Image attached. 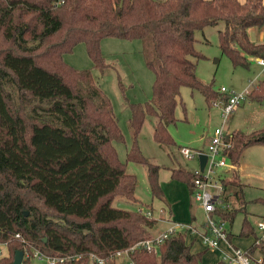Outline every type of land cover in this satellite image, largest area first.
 <instances>
[{
  "label": "trees",
  "instance_id": "1",
  "mask_svg": "<svg viewBox=\"0 0 264 264\" xmlns=\"http://www.w3.org/2000/svg\"><path fill=\"white\" fill-rule=\"evenodd\" d=\"M220 22L225 23L218 32L220 48L234 66L249 68L253 58H264V44L249 34L251 28H264V0H0V243L9 250L0 264H11L17 250L25 252V243L50 256L81 255L65 264H99L92 254L116 264V252L156 236L158 218L142 209L118 208L114 198L135 201L139 180L128 165L136 163L147 169L152 198L165 200L164 166L148 159L139 144L148 116L155 118L154 140L173 146L169 126L177 121L183 87L202 93L210 107L228 99L198 78L191 59L204 58L195 47L196 31ZM107 37L143 40L147 66L155 73L152 98L130 105L133 144L126 162L114 145L125 136L111 100L92 71L78 70L63 58L83 42L104 71L109 65L101 41ZM248 101L264 103V79ZM231 141L226 156L236 167L248 147L264 145V127L234 131ZM168 168L173 180L193 189V171ZM221 182L225 190L234 187L242 203L220 212L233 220L247 203L244 185L235 172ZM242 235L257 240L248 217ZM186 237L170 235L157 251L135 249L133 264H202V253H194ZM255 251L264 263V242H254L250 252ZM22 264L32 260L24 258Z\"/></svg>",
  "mask_w": 264,
  "mask_h": 264
},
{
  "label": "rangeland",
  "instance_id": "2",
  "mask_svg": "<svg viewBox=\"0 0 264 264\" xmlns=\"http://www.w3.org/2000/svg\"><path fill=\"white\" fill-rule=\"evenodd\" d=\"M225 23L220 22L215 26H208L196 31V49L204 55V58L191 59L197 63L198 78L211 83L216 90L226 87L230 91H252L264 79L262 67L252 59L250 67L234 66L230 58L220 48L218 32L224 29ZM260 29V28H258ZM252 32V37L257 42L264 41L263 31ZM144 41L141 39L127 40L107 37L101 41V50L105 62L109 65L104 71L96 68L89 57L85 43H79L70 53L64 54V61L78 70H90L103 92L112 102L114 114L125 136L123 142L114 141L119 158L126 162L127 154L133 144V129L129 119L131 117V104H145L152 98L155 73L147 66ZM179 104L176 109L177 121L169 126V130L176 141L173 146L161 145L154 140L155 118L148 116L143 124L139 135V144L144 155L153 163L160 164L165 168L184 166L190 171L198 168L199 160H187L180 152L179 146L207 150L209 137L215 129L222 125L221 109L214 104L210 107L202 93L189 87H183L179 96ZM220 101V100H218ZM264 127V103L247 102L237 107L230 115L225 125L228 132L241 131L251 133ZM241 162V180L238 166L232 171L223 174L229 179L234 172L239 176L244 187V198L247 202V211L253 216H264V145H254L248 148ZM164 168L161 172L160 184L163 187L165 199L172 205V215L175 221L190 223L191 207L197 210V218L200 219V205L190 193L188 184L181 180H173L170 172ZM128 171L136 174L139 184L136 190L135 201L116 196L114 206L127 209L139 210L145 213L150 211L158 219H163L161 210L152 204V195L149 186L148 172L145 166L129 163ZM221 173L226 169L219 170ZM230 175L227 177L226 174ZM223 178V177H222ZM235 188L225 190V197L233 207H239L240 201L236 195H228ZM157 205V204H156ZM244 212L239 211L234 221L233 229L238 233ZM202 218V217H201ZM168 224L163 222L153 230L155 234L164 232ZM25 258L32 260V264H46V260H39L33 256L37 248H30L25 243ZM197 247L204 248L203 245ZM8 247L0 243V252L6 253ZM9 251V250H8ZM0 253V258L3 256ZM131 253L127 252L116 258V264H131ZM210 260V259H207ZM203 261V264H207Z\"/></svg>",
  "mask_w": 264,
  "mask_h": 264
},
{
  "label": "built area",
  "instance_id": "3",
  "mask_svg": "<svg viewBox=\"0 0 264 264\" xmlns=\"http://www.w3.org/2000/svg\"><path fill=\"white\" fill-rule=\"evenodd\" d=\"M255 60L262 66L264 72V58L256 57ZM220 91L227 94L228 99L226 101H215L213 104L220 107L223 123L221 126L217 127L212 134L207 150L190 148L188 146H182L180 148L181 154L187 160H193L195 158L199 160L198 168L193 171L196 177L194 179L192 194L204 212V220L201 224V230H197L196 233L203 245L209 249H220L222 243H227L230 250L223 251L222 253V259L226 261L227 264H264L262 255L256 256L254 253H251L250 250L235 247L229 242L228 220H225L220 215L221 211H230L233 208L231 202L225 197V189L221 182V178L224 176L219 171L221 169H226L230 172L235 168V165H233L226 156L228 148L232 145V133L226 130L225 125L233 111L237 107L247 103V97L250 93V91L234 92L228 90L226 87H222ZM201 154H206L208 156L207 163L203 170L200 165ZM161 212L163 213L164 210H161ZM145 213L149 216H154L150 211ZM256 227L258 235L257 240L254 242L259 244L264 242V219L259 220L256 223ZM193 230L194 226L192 224L173 222L168 229L162 233L156 234L153 238L141 241L127 250L116 252L112 256L113 260L116 261L118 256L130 252L131 264H133V253L135 249L144 248L148 251H157L163 241L170 235L183 232L187 234ZM17 237H20V234H17ZM33 256L39 260L45 259L46 264H65L81 257L80 254L50 256L42 253L38 249L33 251ZM91 256L92 260L99 264H104L106 262L104 257L97 254H92Z\"/></svg>",
  "mask_w": 264,
  "mask_h": 264
},
{
  "label": "crops",
  "instance_id": "4",
  "mask_svg": "<svg viewBox=\"0 0 264 264\" xmlns=\"http://www.w3.org/2000/svg\"><path fill=\"white\" fill-rule=\"evenodd\" d=\"M240 1L244 2L245 0H240ZM256 30L259 31V32H260V30H262L263 31L262 37L264 38V28H260V29L251 28V29H249V34H250L251 40L254 41L256 44H264V41L257 42L256 40L253 39L252 32L255 33L254 31H256ZM262 70H263V68H262ZM210 140H211V137H209V141H208L209 143H210ZM248 148H250V147H248ZM241 162H242V160H241ZM164 168H162L161 171H160V179H161V172L164 171ZM165 169L170 172L169 176L171 177V170L169 168H165ZM238 169H239V175H240V180H241V176H242L241 175V170H242L241 163L238 166ZM226 172H227V170L223 171L222 175L224 173H226ZM226 176L230 177L229 173L226 174ZM230 178H232V177H230ZM190 193L192 194V189H190ZM230 195H234L233 191L230 192ZM152 204H154L153 206H155L154 208L156 209V211H157V207H164V208H162V209H164L163 219H161V220L159 219V224L163 223V222L167 223L168 224L167 229H168L173 222H178V221L174 220V217L172 215V212H173L172 205L169 203L168 200H166V199L165 200H161V199H156V198L153 199L152 198ZM241 206H242V203L240 202V206L239 207H241ZM239 207H234V208H239ZM199 209L201 210L200 219L197 218V215H196L197 214V210L195 211L194 206L191 207V216H192L193 220L189 224H192L194 226V230L190 231L189 233H187V237H186L187 243L191 246V249H192V251L194 253H202V264H203L204 260H206L205 262L207 264H213V263H216L217 261H219L220 259H222L223 251H229L230 248H229V245L227 243H222L220 249L219 248L218 249H209V248H207L206 246L203 245V243L201 242L200 238L197 236V233H196L197 230H201V224H202V222L204 220V212H203V210L200 207H199ZM242 212H244V217H243V219L241 221V227H240V230L238 231V233L235 232L234 229H233L234 221H235L236 216H237L238 213L236 214V216H235V218L233 220H228V229H229V237L228 238H229V242L232 243L233 246L241 247L243 249L250 250V248H252V246L254 244L255 236L254 235H250V236L242 235L243 221H244V219L246 217H248L249 221L252 223V225L254 226L255 230L257 231L256 223L259 220L264 219V216H255V215L253 216L251 213H249L247 211V205H245L244 211H242ZM154 217H155V215H154ZM257 233H258V231H257ZM200 244L203 245L204 248H201V247L195 248L196 246H198ZM0 253H2V252H0ZM7 253H8V250L6 251L5 254L4 253H2V254H3V256H5V255H7ZM254 254L256 256H261L259 251H255ZM207 259H210V260H207Z\"/></svg>",
  "mask_w": 264,
  "mask_h": 264
},
{
  "label": "water",
  "instance_id": "5",
  "mask_svg": "<svg viewBox=\"0 0 264 264\" xmlns=\"http://www.w3.org/2000/svg\"><path fill=\"white\" fill-rule=\"evenodd\" d=\"M207 160H208V156L206 154L200 155V165L202 170L204 169ZM24 258H25V252L23 250H17L15 253L14 261L11 264H22Z\"/></svg>",
  "mask_w": 264,
  "mask_h": 264
}]
</instances>
